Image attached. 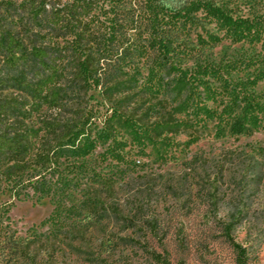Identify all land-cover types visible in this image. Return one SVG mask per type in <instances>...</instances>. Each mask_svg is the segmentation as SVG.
Wrapping results in <instances>:
<instances>
[{
  "label": "trees",
  "instance_id": "16d2710c",
  "mask_svg": "<svg viewBox=\"0 0 264 264\" xmlns=\"http://www.w3.org/2000/svg\"><path fill=\"white\" fill-rule=\"evenodd\" d=\"M231 12L213 0H193L176 10L162 0L0 1V188L4 182L22 186L27 179L35 193L48 194L97 183L82 205L56 206L44 232L16 239L9 223L0 222L7 256L44 264L58 250L66 252L60 249L71 246L66 240L76 239L71 235L77 226L68 218L81 216L83 207V219L108 212L101 195L106 183L83 159L105 139L112 140L107 158L120 156L115 145L123 141L115 139V122L129 127L131 135L139 132L141 142L183 134L188 144L203 137L210 123L216 137L262 126L264 91L256 87L264 81V13L250 18ZM204 20L214 22L222 35H197L196 46L191 45L188 34ZM131 32L138 38L132 39ZM223 38L257 49L249 56L189 64L199 47ZM149 60L141 83L125 85L126 68L140 71ZM98 87L111 114L94 131L91 112L80 106V98ZM148 95L162 96L164 111L150 124L144 122L149 107L143 110ZM233 222L234 217L224 225L227 237ZM232 244L236 263L247 264L245 247Z\"/></svg>",
  "mask_w": 264,
  "mask_h": 264
},
{
  "label": "rangeland",
  "instance_id": "374dc122",
  "mask_svg": "<svg viewBox=\"0 0 264 264\" xmlns=\"http://www.w3.org/2000/svg\"><path fill=\"white\" fill-rule=\"evenodd\" d=\"M191 1L162 0V4L176 10ZM213 2L225 5L234 16L251 18L264 13V0ZM195 27L187 37L194 46L197 35H222L214 22L204 20ZM131 38L138 37L131 32ZM255 49L248 43L223 38L199 47V58L195 55L189 64L249 56ZM150 63L133 73L126 68L129 75H124L125 85L133 86L138 79L141 83ZM164 76L170 79L172 74L165 70ZM256 89L264 91V81ZM100 91L101 87L91 88L80 98V106L91 112L94 131L101 129L111 114L110 104L103 101ZM161 100L162 96H151L145 103L143 110L149 107L145 123L164 113ZM114 125L115 139L123 141L115 145L120 156L107 158L104 152L112 140L105 139L83 159L106 183L101 195L108 212L100 218L89 214L83 219L87 215L83 207L81 216L68 218V223L74 220L77 226L70 234L76 239L64 242L70 247L57 244L66 252L58 250L44 264H237L233 242L245 247L247 264H264V121L251 133L222 137L214 135L210 123L203 137L191 144L183 134H169L171 139L164 142L148 138L141 142L139 132L131 135L132 130L119 121ZM29 182L24 179L22 186L4 182L0 188V222L9 223L16 239L46 231L45 219L56 206L82 205L97 186L86 181L63 193L39 194L26 185ZM233 217L234 227L227 237L224 225ZM7 253L1 241L0 264H26L18 254Z\"/></svg>",
  "mask_w": 264,
  "mask_h": 264
}]
</instances>
